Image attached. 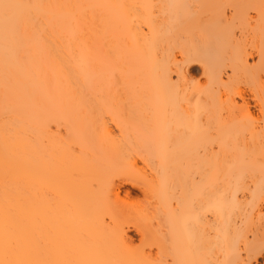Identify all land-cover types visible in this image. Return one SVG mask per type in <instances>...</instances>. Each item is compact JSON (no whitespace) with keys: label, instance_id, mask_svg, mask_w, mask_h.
<instances>
[{"label":"bare ground","instance_id":"obj_1","mask_svg":"<svg viewBox=\"0 0 264 264\" xmlns=\"http://www.w3.org/2000/svg\"><path fill=\"white\" fill-rule=\"evenodd\" d=\"M238 1L0 0V264H264V0Z\"/></svg>","mask_w":264,"mask_h":264},{"label":"rangeland","instance_id":"obj_2","mask_svg":"<svg viewBox=\"0 0 264 264\" xmlns=\"http://www.w3.org/2000/svg\"><path fill=\"white\" fill-rule=\"evenodd\" d=\"M237 1L234 0V2H237ZM228 2H230V0H228ZM231 2L233 3V1H231ZM201 70H202V68L198 64H193L192 66L189 67L190 74L196 79L201 78ZM54 130H55V128H54ZM63 134H64V130H63ZM120 189H121L122 197L125 195L126 191L131 192L132 196L130 195L129 200L133 204L132 205L133 208L134 207L135 208H143L147 204V202L143 199V196L140 195L139 193H135L136 191L132 190L130 188V186L124 185ZM128 236L134 240L135 244H137V242L139 240V235L134 230H129ZM260 261L262 262V259H260ZM259 264H260V262H259Z\"/></svg>","mask_w":264,"mask_h":264}]
</instances>
